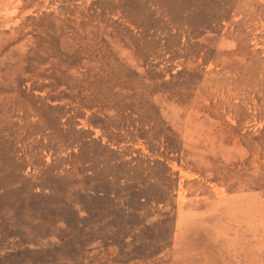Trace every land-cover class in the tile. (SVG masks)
<instances>
[{"label":"rangeland","instance_id":"374dc122","mask_svg":"<svg viewBox=\"0 0 264 264\" xmlns=\"http://www.w3.org/2000/svg\"><path fill=\"white\" fill-rule=\"evenodd\" d=\"M0 264H264V0H0Z\"/></svg>","mask_w":264,"mask_h":264}]
</instances>
